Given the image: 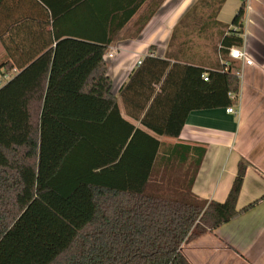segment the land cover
Returning a JSON list of instances; mask_svg holds the SVG:
<instances>
[{
    "label": "trees",
    "instance_id": "1",
    "mask_svg": "<svg viewBox=\"0 0 264 264\" xmlns=\"http://www.w3.org/2000/svg\"><path fill=\"white\" fill-rule=\"evenodd\" d=\"M162 1L137 16L133 36ZM224 1L197 0L174 26L165 55L146 54L130 72L118 94L130 120L111 92L105 55L135 8L115 22L90 6L84 17L96 30L56 31L54 46L33 60H0L2 74L15 70L0 85V243L17 227L34 240L28 248L50 253L44 259L22 245L19 263L192 264L185 244L264 198L237 205L245 159L224 201L196 195L205 148L195 157L192 147L184 158L162 157L155 137L177 138L191 111L237 105L238 59L228 53L242 45L246 0L230 28L216 20ZM185 28L207 38L211 50L218 37L222 66L172 50Z\"/></svg>",
    "mask_w": 264,
    "mask_h": 264
},
{
    "label": "crops",
    "instance_id": "2",
    "mask_svg": "<svg viewBox=\"0 0 264 264\" xmlns=\"http://www.w3.org/2000/svg\"><path fill=\"white\" fill-rule=\"evenodd\" d=\"M196 1L163 0L140 33L133 36L134 20L154 0H0V60L5 56L9 61L33 60L35 53H41L51 42L54 46L56 31L96 30L95 21L90 16L84 17L91 9L113 15V21L117 22L122 14L135 8L113 36L105 55L111 92L118 98L121 115L130 120L118 96L120 87L144 55H165L174 26ZM239 5L240 0H225L216 20L230 28ZM90 6L93 8L88 10ZM203 24L206 33L210 26L205 20ZM243 29V42L237 47L246 50L252 63L235 61L240 71L237 105L233 106L236 113L227 112L226 107L191 111L177 138L155 135L162 143V157L184 158L186 148L190 147L195 148L189 151L195 157V152L205 148L192 184V191L205 199L224 201L237 163L245 159L249 164L238 207L264 195V0H246ZM217 40L214 36L217 50H211L207 38H199L185 28L179 31L172 50L182 48L198 61L222 66L224 60ZM3 70L0 69L1 74ZM14 72L2 76L8 78ZM132 122L139 126L138 122ZM183 250L192 264H264V198L213 231L192 239Z\"/></svg>",
    "mask_w": 264,
    "mask_h": 264
},
{
    "label": "rangeland",
    "instance_id": "3",
    "mask_svg": "<svg viewBox=\"0 0 264 264\" xmlns=\"http://www.w3.org/2000/svg\"><path fill=\"white\" fill-rule=\"evenodd\" d=\"M214 39V36H212V40ZM211 41V40H210ZM211 47V42L209 44ZM3 74L0 73V85L3 84L8 78L7 76H2ZM25 233H21V230H19L17 227L13 229V233L7 236L3 242L0 243V264H25V263H19L20 261L18 257V253L22 252V245L26 248L31 247L34 243V240L32 242L31 239L26 235ZM21 241L24 244H18V242ZM27 242H30L29 244H26ZM43 244V243H42ZM31 252H33L35 255H43V258H47L49 256L48 250L43 249L42 247H32L28 248ZM30 256V255H29Z\"/></svg>",
    "mask_w": 264,
    "mask_h": 264
},
{
    "label": "built area",
    "instance_id": "4",
    "mask_svg": "<svg viewBox=\"0 0 264 264\" xmlns=\"http://www.w3.org/2000/svg\"><path fill=\"white\" fill-rule=\"evenodd\" d=\"M108 54L109 56H111V53H108ZM229 55L232 58L241 60L243 63H246V64L252 63L251 59L248 57L246 53V50L243 47L232 46L229 49ZM138 63H140V61H138ZM239 74H240V71H239ZM202 76L204 80H207V75L203 74ZM226 111L231 112V113H236V109L233 106L226 107Z\"/></svg>",
    "mask_w": 264,
    "mask_h": 264
}]
</instances>
